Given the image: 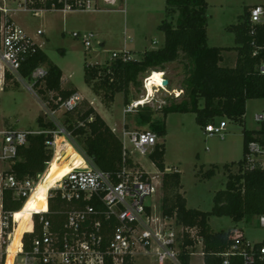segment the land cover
Here are the masks:
<instances>
[{
  "label": "trees",
  "instance_id": "trees-1",
  "mask_svg": "<svg viewBox=\"0 0 264 264\" xmlns=\"http://www.w3.org/2000/svg\"><path fill=\"white\" fill-rule=\"evenodd\" d=\"M166 3L167 17L177 14L179 20L177 26L169 20L163 21L159 26V30L165 35L164 47L146 51L139 60L124 61L121 57L123 54H119L120 58L112 62L86 66V84L107 107L114 103L118 94H123L125 104L129 105L132 103V87H140V79L144 73L164 70L166 65L183 59L189 66L183 85L189 90L191 101L162 107L165 121L151 124L156 134L160 138L167 136L166 119L173 113L195 114L196 121L202 128L215 123L218 118H227L244 126L248 101L264 100V77L259 72V66L264 62V27L256 26L255 34H252L250 10H247L241 18L242 21L229 28L236 38L237 46L230 50L238 52L237 65L234 68L222 67V54L227 49L208 45L207 0H166ZM46 64L49 72L44 81L45 90L40 91L45 96L52 93L54 100H61L59 104L50 103L53 109H58L62 102L76 93V90L62 88L63 72L50 62L43 50H39L28 60L22 67L21 74L29 78L35 68ZM91 116L93 120L89 121ZM151 117V112L143 114L142 123H150ZM79 122L85 123V126L70 124L68 128L71 135L81 142L79 148L98 169L116 175L123 167V141L93 108H88L81 114ZM37 123L42 130L55 129V125L46 122L43 117H39ZM244 132V158L235 172L234 166L224 167L228 173L226 189L215 195L214 207L210 212L187 207V200L180 193L183 188L180 172H166L165 144H158L150 156L156 168L163 173L164 216L175 217L178 225L195 230L196 238L202 241L205 264H224L225 253L236 242L233 232H214L210 219L229 217L239 223L264 215V168L260 164L252 167L247 160L248 144L251 141L264 143V125L257 131L245 129ZM52 138L51 135L29 137L28 146L19 150V161L13 168L17 179H37L40 174L43 179L49 174L47 165L52 161L54 152L46 147V142ZM75 157L80 158V155L71 145H62L57 151L59 161ZM215 175L214 167L206 173V178L212 179ZM24 202L25 199L14 198L12 192L5 191L6 211L18 212ZM66 206L59 196L51 199L50 218L53 221V229L56 230L63 224L65 216L58 215L57 211L65 209ZM31 225V219L27 218L23 225L26 251L42 232L38 216H35V232L27 234L31 232ZM240 237L244 240L243 234H240ZM196 245L197 240L190 234L185 235L179 255L181 264H190L192 252L189 248ZM263 247L264 241L255 245L258 254L256 264H264V256L260 255ZM125 264L134 263L128 258ZM228 264H244V259L239 255L231 256Z\"/></svg>",
  "mask_w": 264,
  "mask_h": 264
},
{
  "label": "built area",
  "instance_id": "built-area-1",
  "mask_svg": "<svg viewBox=\"0 0 264 264\" xmlns=\"http://www.w3.org/2000/svg\"><path fill=\"white\" fill-rule=\"evenodd\" d=\"M118 3L120 0H0V109L1 94L7 84L15 80L23 81L22 67L39 50H43L44 43L39 45L17 22L19 14L103 12L106 10L104 7ZM250 25L252 34H255L256 26L264 27V4L250 9ZM37 35L43 36L44 32L38 30ZM72 36L81 40L87 51L103 52V49L94 47L97 38L93 32H74ZM119 54H123L121 57L124 61L132 60L127 52H114L111 59L120 58ZM48 72L45 65L35 68L29 77L33 85H28V90L36 95V87L44 83ZM259 72L264 77V62L259 66ZM160 74L163 81H167L165 75ZM150 78L148 76L144 79L148 91L146 98L149 96L147 81ZM145 100L127 105L124 114L134 113L139 103ZM50 101L59 104L61 100L56 101L52 97ZM83 101L82 96L75 93L62 102L59 108L72 113ZM90 104L93 105L92 102ZM57 110L50 107L49 115H56ZM92 120L93 116L89 121ZM255 121L264 125V110L255 115ZM84 126L85 123H79V127ZM226 128L224 121L215 122L206 126L205 132L209 137L224 139ZM60 134L56 129L21 131L7 128L0 111V264H7L11 238L16 231L15 225H18L15 223V213L4 209V193L10 191L14 198L25 199L26 202L41 179V174L37 179H17L13 168L19 161V150L28 146L30 136L51 135L53 138L46 142V147L55 152ZM126 140L133 144L134 150L127 147ZM158 143V136L152 131L125 130L123 167L116 175L98 169L85 156L90 160L84 159L85 167L73 169L49 191L46 211L32 214L31 232L27 234L35 232V216H38L42 226L41 235L33 240L28 251L25 250L23 237L15 264H125L128 258L134 263L140 257L151 255L156 256L158 264L174 263L179 262L181 245L187 234L197 240V245L189 250L197 252L202 241L196 238L195 230L178 225L175 217L168 218L163 214L162 197L159 198L162 181L161 189L158 187L160 173L153 175L147 172L133 159L136 151L150 157ZM247 160L252 167L260 164L264 168V143L251 141L248 144ZM58 196L67 206L57 211L65 219L55 230L50 218V202ZM258 222L264 228V215L258 217ZM234 234L236 242L225 253L224 264H228L231 256L237 255L244 259V264H256L258 254L255 245L242 240L240 233ZM260 255L264 256V247Z\"/></svg>",
  "mask_w": 264,
  "mask_h": 264
},
{
  "label": "rangeland",
  "instance_id": "rangeland-1",
  "mask_svg": "<svg viewBox=\"0 0 264 264\" xmlns=\"http://www.w3.org/2000/svg\"><path fill=\"white\" fill-rule=\"evenodd\" d=\"M207 2L208 45L227 49L222 54L225 62L220 65L234 68L237 65L238 54L230 49L237 45L235 34L229 31V28L238 25L247 10L264 4V0H207ZM104 9L106 10L103 12L54 11L40 14L22 13L17 16V22L28 34L39 45L44 43L43 51L50 62L58 66L64 74L66 89H77L86 100L72 113H66L58 108L56 115L50 116L51 105L48 107V101L53 95L47 93L45 96L40 91L45 90V83L36 87L35 95L27 88L28 85H33L32 80L22 76L23 81L9 82L6 90L1 94L0 111L5 127L21 131L42 130L37 120L43 117L46 122L55 125L56 132H61L59 142L63 147L71 145L77 153L90 162L79 148L81 147L79 139L73 137L68 130L70 124L79 126L80 116L88 108L99 111L112 124H117L120 128L117 133L123 138V128L126 131H152L156 134L151 124L165 121L162 107L191 101L189 90L183 85L189 66L182 59L166 65L164 70L153 71L164 74L170 82L169 86L152 88L151 100L129 115L124 114L127 105L124 96L119 94L113 106L109 107L112 119L109 118L101 99L96 97L97 95L85 82V67L112 62L113 51H125L133 60L142 59L146 51L164 47L165 35L159 30L162 22L169 20L177 26L179 16L176 14L167 17L166 0H120L117 5ZM38 30H42L44 35L38 36ZM74 32H93L97 38L94 47L103 49V52L87 51L81 40L74 39L72 36ZM45 66L48 67L47 64ZM149 72L141 77L139 88L132 87V103L143 100L146 96L144 79ZM90 101H95V105H91ZM263 110V99L250 100L247 103L244 126L227 118L216 119L217 123L224 121L227 124L224 139L218 136L209 137L205 128L197 123L195 114L173 113L167 117V136L160 138L156 134L158 144L166 146L165 164L170 170L166 172L178 171L181 174L183 188L180 193L187 200L188 208L203 212L212 210L215 195L225 190L228 182V173L225 172L224 167L234 166L233 171H236L239 162L244 158V130H259L262 127V124L255 121V115ZM149 112L152 113L151 122L143 124L142 115ZM126 145L130 150H134L130 141L126 140ZM133 159L147 172L153 175L160 173L151 157L142 156L136 151ZM214 167L216 175L212 179L206 178V173ZM162 180L163 173H160L158 181L160 189ZM163 194L162 190L159 195L162 200ZM158 208L160 210V202ZM210 226L217 233L229 232L236 227L242 228L247 242L253 246L264 241V228L260 227L257 217L243 223H236L229 217H214L210 219ZM197 258V256L193 257V264H196ZM134 264L158 263L156 256L151 255L138 258ZM166 264H178V262Z\"/></svg>",
  "mask_w": 264,
  "mask_h": 264
},
{
  "label": "bare ground",
  "instance_id": "bare-ground-1",
  "mask_svg": "<svg viewBox=\"0 0 264 264\" xmlns=\"http://www.w3.org/2000/svg\"><path fill=\"white\" fill-rule=\"evenodd\" d=\"M150 79L147 81V88L149 89V96H145L142 101L139 103V106H142L144 103L148 102L152 98V88L161 87L165 88L164 81L162 79V75L157 72H153L150 75ZM146 91V95H147ZM152 92V93H151ZM57 140L56 149L53 155L52 161L47 165L49 174L43 179L40 180L37 188L34 190L32 196L25 202L22 209L18 212H15V223L18 224L16 227V231L11 238V247L9 256L7 259V264H15L16 256L20 253L21 240L24 237L23 225L25 224L27 218H32V214L34 212H45L46 211V197L50 190L55 188V186L60 183L75 167H81L85 165V160L80 155V158H73L71 160L63 159L61 161L57 158V151L62 146Z\"/></svg>",
  "mask_w": 264,
  "mask_h": 264
},
{
  "label": "crops",
  "instance_id": "crops-1",
  "mask_svg": "<svg viewBox=\"0 0 264 264\" xmlns=\"http://www.w3.org/2000/svg\"><path fill=\"white\" fill-rule=\"evenodd\" d=\"M102 41V40H101ZM102 44L104 45L105 44V42L103 41L102 42ZM114 52H116V53H120V52H125V51H113L112 53H114ZM236 52V54H238V52L237 51H235ZM238 61V60H237ZM223 62H225V58H224V61ZM222 62V63H223ZM237 63V62H236ZM63 78H64V74H63ZM63 78H62V88L63 89H66V87L64 86V81H63ZM75 88V87H74ZM88 88L90 89V87L88 86ZM75 90V89H74ZM76 93H79V91L76 89ZM80 94V93H79ZM81 95V94H80ZM119 95V94H118ZM117 95V96H118ZM123 95V94H122ZM82 96V95H81ZM116 96V97H117ZM96 97H98V96H96ZM82 98H83V100H86L85 98H84V96H82ZM98 98H100V97H98ZM101 99V98H100ZM115 100H116V98H115ZM93 103V105H95V101H90V103ZM249 102V101H248ZM115 103V102H114ZM113 103V104H114ZM103 104V103H102ZM113 104H112V106H113ZM104 108H106V112H108V116H109V118H111L112 119V115H111V112H110V109H109V107H106L105 105H104ZM96 109V108H95ZM107 110H109V111H107ZM96 112L104 119V121L109 125V127L112 129V130H115L116 132H115V134L123 141V138L117 133L118 132V130H120V128H119V126L117 125V124H112L108 119H107V117L106 116H103L99 111H97L96 110ZM123 131H125V128H123V130H122V132ZM253 131H257V130H253ZM60 138V137H59ZM166 165V164H165ZM166 170L167 171H170L169 169H167L166 168ZM161 173V172H160ZM258 218V217H257ZM248 220H245V221H242V222H239V223H243V222H247ZM225 232V231H224ZM230 232H233V233H240V234H243V239H244V241L245 242H247V239H246V236H245V231L242 229V228H238V227H236V228H234V229H232ZM248 243V242H247ZM197 252H192V253H195L194 255H191V257H190V264H193V262H192V259H193V257L194 256H197L198 258H197V261H196V264H205V262H204V252H202L203 251V246H202V244L201 245H198V249L196 250ZM200 256V257H199ZM145 258V257H144ZM169 263H173V262H169ZM178 264H181L180 262H178Z\"/></svg>",
  "mask_w": 264,
  "mask_h": 264
},
{
  "label": "water",
  "instance_id": "water-1",
  "mask_svg": "<svg viewBox=\"0 0 264 264\" xmlns=\"http://www.w3.org/2000/svg\"><path fill=\"white\" fill-rule=\"evenodd\" d=\"M164 85H165V86H169V82H168V81H165V82H164Z\"/></svg>",
  "mask_w": 264,
  "mask_h": 264
}]
</instances>
